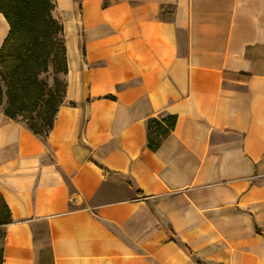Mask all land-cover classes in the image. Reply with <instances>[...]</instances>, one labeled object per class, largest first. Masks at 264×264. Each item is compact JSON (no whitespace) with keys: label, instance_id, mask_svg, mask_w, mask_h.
<instances>
[{"label":"crops","instance_id":"obj_1","mask_svg":"<svg viewBox=\"0 0 264 264\" xmlns=\"http://www.w3.org/2000/svg\"><path fill=\"white\" fill-rule=\"evenodd\" d=\"M57 2L51 131L0 109L2 264H264V0Z\"/></svg>","mask_w":264,"mask_h":264},{"label":"trees","instance_id":"obj_2","mask_svg":"<svg viewBox=\"0 0 264 264\" xmlns=\"http://www.w3.org/2000/svg\"><path fill=\"white\" fill-rule=\"evenodd\" d=\"M52 10L51 0H0V14L9 25L8 35L0 49V107L5 95L4 115L21 121L43 138L51 131L58 107L64 100L66 83L58 76L64 78L68 72L63 29L53 18ZM49 71L52 73L51 86L39 79L40 74ZM25 113L28 120H20L19 117H24ZM35 113L41 123L31 122H35L32 117ZM175 124L174 115L148 119V149L156 152L174 130ZM10 222V211L0 194V230ZM0 235L2 239V232ZM182 247L191 255L188 247Z\"/></svg>","mask_w":264,"mask_h":264},{"label":"rangeland","instance_id":"obj_3","mask_svg":"<svg viewBox=\"0 0 264 264\" xmlns=\"http://www.w3.org/2000/svg\"><path fill=\"white\" fill-rule=\"evenodd\" d=\"M51 2L53 4L52 16L62 26V29H63V40H64V46H65L64 27H63L64 25L62 23L63 21H61V20H63V18H64V21H66L67 19L64 17V14L62 15L57 0H51ZM66 16H67V14H66ZM72 39H73L72 33H69L68 36H67V40L71 42ZM58 78L60 79V81H64V83H65V77L63 78L62 76L59 75ZM39 79L42 80V81L48 82V85L51 86V84H52V73H51V71H49L46 74H40ZM3 91H5V89H3ZM5 105H6V96L4 95V97H3V104L0 107V109L2 111H3V108L5 107ZM27 115L28 114L25 113L24 114V117H19V119L20 120L22 119V120L26 121V120H28V117H26ZM32 115H33L32 117H34V120H35V122L34 121H31V122H33V124L34 123L37 124L38 122L41 123V121H39V119L36 117V113L35 114H32ZM19 122H21V121H19ZM1 232L2 231L0 230V234H1ZM0 244H1V235H0Z\"/></svg>","mask_w":264,"mask_h":264}]
</instances>
